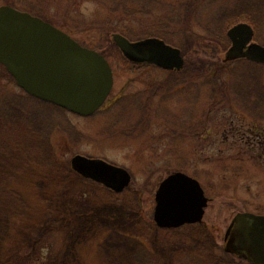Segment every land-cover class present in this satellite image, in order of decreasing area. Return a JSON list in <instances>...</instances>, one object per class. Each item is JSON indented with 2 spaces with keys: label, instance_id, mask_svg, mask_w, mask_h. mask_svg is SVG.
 <instances>
[{
  "label": "rangeland",
  "instance_id": "rangeland-1",
  "mask_svg": "<svg viewBox=\"0 0 264 264\" xmlns=\"http://www.w3.org/2000/svg\"><path fill=\"white\" fill-rule=\"evenodd\" d=\"M255 2L133 0L127 16L111 11L108 0H29L104 54L114 85L91 116L31 98L25 103L40 112L41 130L23 117H0V264L1 248L14 252L10 260L20 259L12 264H240L225 252V234L238 212L264 215V116L227 95L214 106L211 92L236 66H222L231 41L216 34L217 17L236 16L241 8L253 16ZM121 26L184 44V68L133 63L112 39ZM254 40L264 45V30ZM186 58L196 64L187 66ZM0 78L4 90L22 91L1 63ZM77 154L126 168L130 186L115 192L71 171ZM176 171L197 178L210 198L204 226L157 228L156 192Z\"/></svg>",
  "mask_w": 264,
  "mask_h": 264
},
{
  "label": "water",
  "instance_id": "water-1",
  "mask_svg": "<svg viewBox=\"0 0 264 264\" xmlns=\"http://www.w3.org/2000/svg\"><path fill=\"white\" fill-rule=\"evenodd\" d=\"M227 36L231 46L225 61L246 58L264 63V45L254 40L250 23L234 24ZM112 39L132 62L166 70L185 66L182 50L163 38L131 40L114 32ZM0 63L26 93L81 116L96 113L114 85L113 70L104 54L42 17L8 4L0 5ZM71 164L80 175L115 192L132 182L126 168L102 158L77 154ZM155 200V221L161 227L202 220L210 202L201 182L183 171L171 173L160 183ZM224 248L251 264H264V215L238 212L226 231Z\"/></svg>",
  "mask_w": 264,
  "mask_h": 264
},
{
  "label": "trees",
  "instance_id": "trees-1",
  "mask_svg": "<svg viewBox=\"0 0 264 264\" xmlns=\"http://www.w3.org/2000/svg\"><path fill=\"white\" fill-rule=\"evenodd\" d=\"M108 1L113 4L111 5L110 8H111V11H113L115 14H117V12H120L121 9L123 12H126L127 16L128 14H131L130 9L127 8V4L128 2H131L133 0H108ZM148 1H154V0H148ZM5 3L12 5V6H17L18 4H20L21 5L20 8L22 7L21 9L30 11L34 13L35 15H38L42 17L43 19L50 21L53 24L55 23V21L51 19L50 17H48L49 15L45 13L47 12L46 9L36 7V6L29 4V0H6ZM255 3L256 4H255L254 9L256 11V14L253 16L249 14L240 13L242 11V8H241L238 10L237 12L238 14H236V16H233V14L232 15L230 14L229 16L224 13L223 18L219 17L221 14L217 17L216 26H217L218 31H216L217 32L216 34L219 35V37H221V40L223 42L229 41L228 36L226 34L228 28L232 26L233 24L240 22L238 20L242 18L245 19L246 22H249L255 28L256 38L261 37L263 30H264V0H256ZM138 9L144 12L146 8L145 6L142 5ZM151 10L152 9H150V11ZM233 18H236V21L231 25L230 22H228V20L233 19ZM67 21L69 20L67 19ZM101 24H104V23H101ZM109 24H112V22L110 21ZM63 26L68 27V28L71 27L69 23H65L63 24ZM114 32H120L124 34L125 36H127L128 38H130L131 40H138V39H142V38L150 37V36H157L160 38L164 37L163 39L165 41L173 45H176L174 42L171 41L172 39H168L165 37L166 35L165 33H162V32L158 33L157 31H153L150 29L148 30L144 28L140 30L139 32H136L132 28L121 26L119 29H116V31H113V33ZM183 45L184 44L180 43L179 47H181V50H182ZM182 53H183V56L187 55V52L185 53V51H182ZM192 63L196 64L192 60L186 58L187 66L191 65ZM136 64L141 65L140 63H136ZM230 64H235L238 67H244V69L237 72L236 70H234V69H237L235 66L229 72L232 75V78L229 81L222 80L219 82V87H217L218 89L214 88L213 92H211V97L216 98L214 99L215 101L213 102V105L217 106L218 104H220L226 98V95H227V96H230L231 100L235 101L244 110L249 111L252 114L264 116V79L262 78L261 72H260L261 70L264 69V63L254 62V61H251L245 58L229 60V61H225L224 59L222 66L227 68V65H230ZM248 64H250L251 66ZM245 65L247 66L245 67ZM213 77L218 78V75H214ZM0 79L4 80L5 78H0ZM4 87L3 88L0 87V117H3V116L4 117L5 116L23 117L27 125L31 124L33 129L41 130L42 118L40 116V112H38L35 109H31V107H29L28 104L25 103V100L33 98L36 101H39L42 103L45 102L48 105L52 103L36 98L26 93L24 90L19 91V92L17 91L12 92L9 89L4 90ZM9 92H11V95L10 94L8 95ZM219 92L223 94V97L221 96L222 98L218 100L219 96L217 95V93ZM70 169L71 171H74V169L71 166H70ZM8 251L5 250L4 252L3 248H1L2 261H4L5 264H12L11 262H16V260L17 261L20 260L19 258L10 260L9 258L14 255V252L9 253ZM25 251H28V250H25ZM6 257H8V260H6L7 259ZM148 262H150V259Z\"/></svg>",
  "mask_w": 264,
  "mask_h": 264
},
{
  "label": "flooded vegetation",
  "instance_id": "flooded-vegetation-1",
  "mask_svg": "<svg viewBox=\"0 0 264 264\" xmlns=\"http://www.w3.org/2000/svg\"><path fill=\"white\" fill-rule=\"evenodd\" d=\"M144 65V64H143ZM152 66V65H151ZM154 213H155V210H154ZM205 214H206V211H205ZM205 214H204V216H203V218H202V220H200V221H197V222H187V223H185V224H182L181 226H179V227H161V226H159L158 225V223L155 221V216H153V219H154V222H155V224L157 225V228L158 229H160V230H166V231H168V230H173V231H178V230H180L181 231V229H183L184 227H187V226H204L205 224ZM205 228H210V226L209 225H207L206 224V227ZM224 250H225V248H224ZM225 252L226 253H228V254H231V253H229V252H227L226 250H225ZM233 257H236V258H238L239 260H238V262L240 263V264H251L250 262H248L247 260H245V259H243V258H241V257H239V256H237V255H234V254H231Z\"/></svg>",
  "mask_w": 264,
  "mask_h": 264
}]
</instances>
